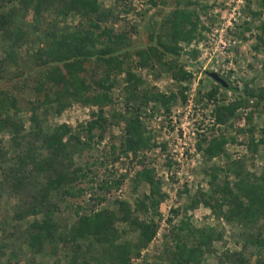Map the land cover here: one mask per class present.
Segmentation results:
<instances>
[{
  "label": "rangeland",
  "instance_id": "1",
  "mask_svg": "<svg viewBox=\"0 0 264 264\" xmlns=\"http://www.w3.org/2000/svg\"><path fill=\"white\" fill-rule=\"evenodd\" d=\"M98 3L111 15L102 25L112 28L115 33L126 34L129 55L124 61L123 72L115 77L110 90L112 103L103 108L108 123L104 130L96 128L92 131V141L87 140L85 128L93 119L92 114L99 109L61 100L67 107L58 112V104L53 102L55 88L38 85L40 73L35 68L33 56L47 42L46 35L65 28H76L81 18L71 13L62 19L56 14L55 5L43 6L38 14L33 6L24 8L18 3L3 9L11 14L7 26L9 38L14 39V34L22 31L26 42L15 48V62L0 65V89L16 98L17 110H11L9 115L22 126L19 135L24 137L16 147L11 141L13 134L10 129L0 131V147L8 155L7 162L1 166L0 181H11L9 168L14 166L16 156L23 154L26 147H32L38 157L47 156L46 150L32 135L36 130L30 118L36 113L42 133L49 134L55 127L65 124L71 128L72 135L80 139L76 145L72 141L70 154L60 159L57 169L83 168L85 177L73 183V192L81 189V196L72 198L59 192L49 198V202L56 205L53 216L61 229H67L74 223L76 217L72 210L76 207L82 208V214L99 209L112 212L116 210V201H125L133 209L136 201L143 200L149 191L145 183L133 180L135 174L145 167L152 170L165 196L158 216H152L150 212L137 213L141 220L152 218L158 229L152 242L141 251L139 258L131 260V264H166L163 258L172 246L165 236L173 225L182 220H188L197 229L210 227L222 233V240L213 243L211 252L204 256L200 264H220L223 253L239 251L244 252L253 263L255 249L246 245L243 250L244 241L238 226L216 218L201 203L194 209L188 207L200 193L209 191L211 168L225 164L224 158L208 159L199 150L212 138L224 136L229 139L225 151L230 159L243 160L247 172L264 177V143L258 147L256 154L247 149L250 129H253L254 140L260 139V129L264 126V104L253 107L250 103V106L237 110L226 124L216 125L213 120L215 106L231 103L237 95L219 88L214 98L206 97L216 85L209 73H216L239 90L245 84L252 89L264 87V49H254L258 27L264 20V0H98ZM176 9L194 11L199 18V38L190 45H179L181 50L177 65L190 77L180 82L169 70L167 63L170 57H164L159 63L140 65V58L135 53L155 40L157 35L166 41L168 28L164 25ZM10 43L0 35V60L5 58L4 49ZM84 69L82 76L90 85L104 77L105 69L100 64L86 63ZM129 70L141 80L135 92L138 102L142 101L140 98L143 95L151 94L173 95L174 99L167 109L152 100L140 105L139 120L152 146L136 155L121 154L115 161L124 137L128 115L126 107L133 105L127 92V88L132 87L125 81L126 71ZM250 113L252 118L248 124L246 118ZM21 175L24 180L16 190L8 192L5 188L0 198L1 264H97L91 259L97 253L94 250L88 253L86 247L76 252L70 244L59 242L46 244L38 254L28 247L29 225L34 220L40 221L41 216L22 217L23 209L25 205L37 202L52 171L36 174L28 166ZM222 180L220 176L217 183ZM116 181L118 184L113 185ZM103 184L108 186L100 188ZM17 214L21 217L17 218ZM116 227L123 231L122 241H136L137 233L130 227L122 224H116ZM259 232H264V222L252 231L254 234ZM13 254L16 256L13 257Z\"/></svg>",
  "mask_w": 264,
  "mask_h": 264
},
{
  "label": "trees",
  "instance_id": "2",
  "mask_svg": "<svg viewBox=\"0 0 264 264\" xmlns=\"http://www.w3.org/2000/svg\"><path fill=\"white\" fill-rule=\"evenodd\" d=\"M16 3L24 8L33 6L37 14L43 6L55 5L56 14L62 19L71 13L81 18L76 28H65L61 32L54 31L46 35L47 42L38 48L33 56L35 68L39 69L40 73L38 85L55 88L53 102L58 104V112L67 107L66 104L61 103V100L99 109L97 113L92 114L93 119L86 124L85 128L87 140L92 141V131L96 128L104 130L108 123L103 115V108L112 103L110 90L115 77L123 72L124 61L129 55L126 34L115 33L112 28L102 25L111 15L102 9L98 0H0V35L11 42L4 49L5 58L0 60V65L8 61L15 62V48L21 46L22 42L23 44L26 42L23 40L22 31H17L14 39L9 38L7 26L10 24L11 14L3 9ZM164 26L168 28L166 41L165 38L162 39L157 35L155 40L135 53L140 58V65H148L149 62L159 63L164 57H170L167 65L173 72V77L179 82L186 81L190 78L189 74L184 73L177 65L181 50L179 45H190L192 41L199 38L198 15L194 11L176 9ZM258 31L259 35L255 37V50L264 49V20L260 23ZM91 62L100 64L105 69L104 77L93 85L88 84L82 76L85 71L84 64ZM125 76L126 83L132 87H128L127 92L128 100L133 105L126 107L128 115L125 118L124 137L120 142L115 161L121 154L136 155L140 151L149 150L152 146L139 120L140 105L152 100L160 102L167 109L174 99L173 95L164 97L160 94H151L143 95L140 98L142 101L138 102L139 97L135 92L141 80L131 70L126 71ZM227 85V88H223L216 83L206 94L208 99H212L220 88L237 95L231 103L215 106L214 124H226L235 116L237 110L250 106V103L253 107L264 104V87L252 89L245 84L243 89L239 90L228 83ZM46 100L51 102L50 99ZM16 103V98L11 93L0 89V131L4 128L10 129L13 134L11 141L17 147L19 141L24 139L19 135L22 126L13 121L9 115L11 110H17ZM251 116L250 113L246 118L248 124L251 122ZM30 121L36 130L32 135L40 143L41 148L46 150L47 156L38 157L31 150L32 147H26L23 154L16 156L14 166L9 168L11 181H0L1 198L5 188L8 192L16 190L24 180L21 173L27 170L28 166L36 174L52 171V175L43 184L44 187L41 189L37 202L27 204L23 209L22 217L41 216L40 221L34 220L29 225L28 247L38 254L46 244L61 242L70 244L76 252L82 251L83 247H86L88 253L94 250L97 255L92 256L91 259L97 264H131V260L139 258L141 251L152 242L158 229V225L152 218L141 220L137 216V213L142 211L158 216L159 206L164 200L165 195L161 193L159 182L155 179L152 170L142 167L134 176V182L145 183L149 191L147 195H144L143 200L136 201L133 209L125 201H116V210L112 212L108 209H99L82 214V208L76 207L72 210L76 217L74 223L67 229H61L53 216L57 210L56 205L51 204L49 198L52 199L54 194L59 192L72 198L81 196L83 192L81 189L73 192V183L85 177L83 168L57 169L60 159L70 154L69 147L72 141L76 145L80 143V139L72 135L71 128L65 124L55 127L49 134L42 133L36 113L32 114ZM248 133L250 138L247 149L251 154H256L258 147L264 143V126L260 129V139L257 141L253 138V129H250ZM231 141L234 140L231 139ZM228 142L229 139L219 136L207 141L204 148L199 147L208 159L221 157L224 158L225 164L223 167L211 168L209 191L200 193L196 199L192 200L188 209H194L201 203L216 218H222L226 223L241 229L243 250L246 249V245L255 249L256 259L253 263L244 252L239 251L223 253L220 264H264L262 254L264 232L252 233L253 229L264 222V177L247 172L243 160H231L225 151ZM86 145L89 146L87 143ZM114 149L113 152H115ZM7 156V151L0 147V171L1 166L7 162ZM220 176L223 180L217 183ZM112 184L117 185L118 182ZM107 186L103 184L100 188L105 189ZM20 214H17V218L21 217ZM116 224L127 225L136 232V241H122L123 231H120ZM165 239H168L172 246L168 251L166 250L167 253L163 258L166 264H200L204 256L211 252L213 243L222 240V233L210 227L197 229L192 227L188 220H182L178 225L172 226ZM4 248L6 247H2Z\"/></svg>",
  "mask_w": 264,
  "mask_h": 264
},
{
  "label": "water",
  "instance_id": "3",
  "mask_svg": "<svg viewBox=\"0 0 264 264\" xmlns=\"http://www.w3.org/2000/svg\"><path fill=\"white\" fill-rule=\"evenodd\" d=\"M210 78L215 81L217 84L221 85L223 88H227V83L219 77L216 73H209Z\"/></svg>",
  "mask_w": 264,
  "mask_h": 264
}]
</instances>
